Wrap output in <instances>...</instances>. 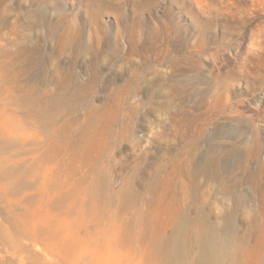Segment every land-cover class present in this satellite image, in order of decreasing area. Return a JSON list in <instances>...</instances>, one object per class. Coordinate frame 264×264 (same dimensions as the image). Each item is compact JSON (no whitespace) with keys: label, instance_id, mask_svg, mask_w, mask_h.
Returning <instances> with one entry per match:
<instances>
[{"label":"rangeland","instance_id":"374dc122","mask_svg":"<svg viewBox=\"0 0 264 264\" xmlns=\"http://www.w3.org/2000/svg\"><path fill=\"white\" fill-rule=\"evenodd\" d=\"M3 140L0 228L37 236L0 264H167L138 231L175 199L190 259L206 220L201 264H262L264 0H0Z\"/></svg>","mask_w":264,"mask_h":264},{"label":"bare ground","instance_id":"6f19581e","mask_svg":"<svg viewBox=\"0 0 264 264\" xmlns=\"http://www.w3.org/2000/svg\"><path fill=\"white\" fill-rule=\"evenodd\" d=\"M8 144V140H3L0 143V179L4 180L5 178H8L10 174L14 173V171L8 167L7 162L4 161V157L1 156V153L6 149ZM58 150L59 149H56L55 151L56 156H59L61 153L58 152ZM25 172V168L20 171L19 175L16 177V182H14L12 186L13 189L18 188V186L23 183L25 180ZM174 197H176L175 194ZM85 198L88 206L93 205L91 197L86 194ZM174 201L175 202L172 205L173 212H181L183 203L181 204L179 199H175ZM175 213L172 214L174 215ZM173 215L168 219V224L172 226L173 229L170 234H166L164 227L157 224L155 219L158 215L154 213V211H145L142 215L143 220L140 223L138 237L140 240L144 241L147 248L151 250V260L159 259L162 263L164 262L167 264H201L209 258H212L215 261L220 260V257L222 256L221 253H224V250H220L217 243L218 231L220 230V224L218 221L213 224L206 220L204 221V229L197 233V235H199L197 237L200 252L198 257L195 260H192L189 256L191 249L187 244V239L190 238V233H193V231L191 228L186 227V224L177 223ZM36 236V230L30 231V229L26 228H16L12 231L6 227L0 228V240L6 242L7 244L5 246L8 245L12 249L22 248L23 244L26 243L25 240L33 243ZM228 247L229 255L232 258H236L238 255V249L230 244ZM262 264H264V262Z\"/></svg>","mask_w":264,"mask_h":264}]
</instances>
